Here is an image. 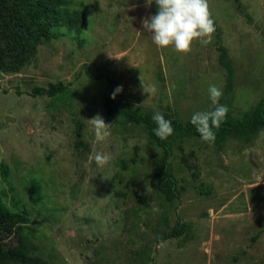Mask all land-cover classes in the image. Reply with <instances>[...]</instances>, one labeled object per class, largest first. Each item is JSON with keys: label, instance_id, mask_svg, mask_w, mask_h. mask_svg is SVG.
Here are the masks:
<instances>
[{"label": "rangeland", "instance_id": "obj_1", "mask_svg": "<svg viewBox=\"0 0 264 264\" xmlns=\"http://www.w3.org/2000/svg\"><path fill=\"white\" fill-rule=\"evenodd\" d=\"M101 2L69 0L85 14L84 28L61 25L28 65L0 69V192L26 209L31 253L46 264H264V129L220 144L176 133L170 164L180 197L168 200L153 170L161 148L123 113L189 121L214 108L210 85L222 89L228 113L251 111L264 96V0H208L212 41H195L187 55L158 48L143 27L155 0ZM51 82L65 91H34ZM117 86L109 114L105 101ZM97 114L111 124L104 142L88 121ZM94 152L110 163L98 167Z\"/></svg>", "mask_w": 264, "mask_h": 264}, {"label": "trees", "instance_id": "obj_2", "mask_svg": "<svg viewBox=\"0 0 264 264\" xmlns=\"http://www.w3.org/2000/svg\"><path fill=\"white\" fill-rule=\"evenodd\" d=\"M64 24L76 31H81L86 24L85 14L82 11H72L69 8V0H0V69L4 72H15L28 65L36 57L41 44L60 36V31L56 28ZM224 57L225 55H222V62L232 76L233 66ZM34 91L53 96L63 93L65 86L51 82L48 86L35 87ZM105 107L109 114L117 109L111 95L107 97ZM123 113L126 121L144 125L150 138L161 148V154L155 157L153 162L158 190L168 200L179 199L180 191L170 164L173 155L172 139L178 132L187 135L200 136V134L190 120L182 121L173 113H166L163 115L171 120L174 132L167 139L161 140L153 131L156 127L152 119L153 113L132 112L126 109ZM262 129H264V96L242 117L227 113L220 127L213 129L216 133L214 144H220L228 136L251 141ZM2 165L4 180L9 182L8 168L5 164ZM28 222L26 209L11 208L0 192V264H46L39 256L31 253L29 243L25 240L24 229L27 228ZM182 231L183 228H179L164 234L159 242ZM13 235L16 236L17 241L11 243L10 238Z\"/></svg>", "mask_w": 264, "mask_h": 264}, {"label": "clouds", "instance_id": "obj_3", "mask_svg": "<svg viewBox=\"0 0 264 264\" xmlns=\"http://www.w3.org/2000/svg\"><path fill=\"white\" fill-rule=\"evenodd\" d=\"M151 4L152 0H146ZM100 7L104 5L99 0ZM158 11L142 20L143 27L151 33L152 40L158 48L172 47L177 53L187 55L192 51V45L199 41L206 46L211 43L215 33V20L212 16L208 0H155ZM110 56V55H109ZM112 57V56H111ZM120 59L122 57H114ZM142 80V76H141ZM143 83V81H142ZM147 93H155V85L144 86ZM123 91V86H117L111 94L115 99L116 95ZM209 96L214 108L210 111H198L191 116L190 123L200 134L201 139L206 143H214L216 133L224 122L228 107L219 104L222 96V89L216 85L209 86ZM156 127L153 129L155 135L161 140L167 139L173 134L172 122L166 119L159 111L152 117ZM94 131L95 139L98 142L106 141L110 135V126L97 114L88 119ZM90 159H94L98 167L103 168L111 161V156L101 152H94Z\"/></svg>", "mask_w": 264, "mask_h": 264}]
</instances>
